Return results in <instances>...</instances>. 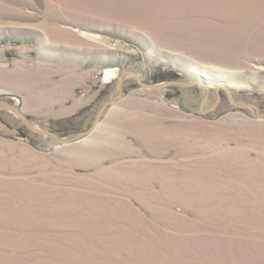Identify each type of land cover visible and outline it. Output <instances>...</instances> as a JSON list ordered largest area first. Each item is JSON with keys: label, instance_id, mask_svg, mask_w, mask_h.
I'll return each instance as SVG.
<instances>
[{"label": "rangeland", "instance_id": "rangeland-1", "mask_svg": "<svg viewBox=\"0 0 264 264\" xmlns=\"http://www.w3.org/2000/svg\"><path fill=\"white\" fill-rule=\"evenodd\" d=\"M126 69L264 114V0H0V105L37 127L88 129ZM124 80L72 143L0 110V264H264V120Z\"/></svg>", "mask_w": 264, "mask_h": 264}, {"label": "water", "instance_id": "water-1", "mask_svg": "<svg viewBox=\"0 0 264 264\" xmlns=\"http://www.w3.org/2000/svg\"><path fill=\"white\" fill-rule=\"evenodd\" d=\"M200 68H202V67H200ZM199 70H201V69H199ZM208 72H210V74L213 77L216 76L214 71L208 70ZM188 73L193 78V80L191 82L180 80V79H174V80H168V81L162 82L161 84H148L143 80L141 74L138 71H136L134 69L123 70L118 75V89H117L116 95L113 98H111L110 100H107L106 102H104L102 104V106L100 107V109L98 110V112L94 118L92 125L88 129L80 131L71 137H62L58 133H56V132H54L48 128L37 127L36 125H34V123L31 121V119L28 117V115H26L20 107L14 105V104L0 105V110H12V111H14L17 114V116L23 121V123L30 130H32L33 132H35L37 134H42L45 136H52L53 138H55L60 143L76 142V141L83 139L86 136L92 135L100 126L102 117L104 116L107 109L110 108L111 106H113L114 104H116V102H118L120 99L123 98V96L125 94V90H124L125 80L124 79L127 75H130V76H134L135 79L137 80V82L141 86H143L144 88L154 90V91L164 89L170 85H181V86H186V87H191V86H195V85L202 86L205 89V94L203 96V99L201 101L200 108H199V112L201 114H206V113L214 111L217 108L218 104L220 103L222 91H224L226 93V95L228 96L230 102L235 107L244 108V109H248V108L254 109L256 112V117L258 119L264 120V114L261 113L260 107L258 105L254 104V103H244L243 104V103H239L238 101H236L235 96H234L233 91H232V86L228 82H226V81L218 82L215 84V86H213L214 84H212L208 79L203 78L200 73H190V72H188ZM212 87H215L216 99H215L214 103L212 104V106H210L209 108H205V104L210 97Z\"/></svg>", "mask_w": 264, "mask_h": 264}, {"label": "bare ground", "instance_id": "bare-ground-1", "mask_svg": "<svg viewBox=\"0 0 264 264\" xmlns=\"http://www.w3.org/2000/svg\"><path fill=\"white\" fill-rule=\"evenodd\" d=\"M193 68H195V67H193ZM198 69H200V67H197L196 68V71H198ZM191 70V69H190ZM196 71H192V72H194V73H200V72H196ZM113 69H109L108 70V77H111L112 75H115V74H113ZM190 72V71H189ZM203 73V74H202ZM202 73H200L201 74V76L203 77V78H205V79H210V76L208 75V73H206L205 71H203ZM211 82V81H210ZM218 82H223V81H218Z\"/></svg>", "mask_w": 264, "mask_h": 264}]
</instances>
